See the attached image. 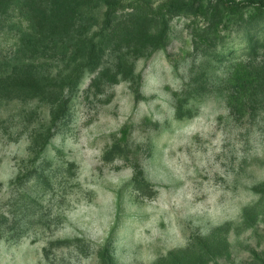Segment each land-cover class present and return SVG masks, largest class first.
<instances>
[{
  "label": "rangeland",
  "instance_id": "obj_1",
  "mask_svg": "<svg viewBox=\"0 0 264 264\" xmlns=\"http://www.w3.org/2000/svg\"><path fill=\"white\" fill-rule=\"evenodd\" d=\"M0 218V264H264V0H0Z\"/></svg>",
  "mask_w": 264,
  "mask_h": 264
},
{
  "label": "trees",
  "instance_id": "obj_2",
  "mask_svg": "<svg viewBox=\"0 0 264 264\" xmlns=\"http://www.w3.org/2000/svg\"><path fill=\"white\" fill-rule=\"evenodd\" d=\"M92 45H93V43H92ZM92 45H91V47H92ZM1 220H2V218H0V226H1Z\"/></svg>",
  "mask_w": 264,
  "mask_h": 264
}]
</instances>
